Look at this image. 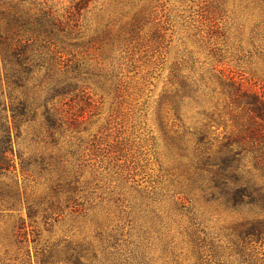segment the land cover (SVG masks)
<instances>
[{"label":"rangeland","instance_id":"374dc122","mask_svg":"<svg viewBox=\"0 0 264 264\" xmlns=\"http://www.w3.org/2000/svg\"><path fill=\"white\" fill-rule=\"evenodd\" d=\"M117 1L93 0L83 13L85 47L75 55L90 67L55 101V123L14 119L2 81L0 141L10 133L11 153L8 170L0 167L1 249L11 243L18 259L37 264L38 234L43 249L67 246L60 264H264V231L254 232L264 227V208L212 184L187 142L207 123L216 153L235 130L223 102L209 96L197 112L185 106L182 121L160 109L180 71L196 80L214 67L232 71L264 94L263 0H157L106 67L102 45L118 41L125 23ZM106 28L109 36L89 43ZM19 217L29 239L22 250L14 243Z\"/></svg>","mask_w":264,"mask_h":264},{"label":"trees","instance_id":"16d2710c","mask_svg":"<svg viewBox=\"0 0 264 264\" xmlns=\"http://www.w3.org/2000/svg\"><path fill=\"white\" fill-rule=\"evenodd\" d=\"M156 1H117L120 7L116 11H119V17L125 23L118 41H107V44L102 45L108 55L102 65L113 66L112 56L123 48L128 38L140 33L143 22L151 17ZM92 2L69 0L70 5L60 8L55 0H0V69L4 73V78L0 76V98L5 93L2 86V81H5L10 108L16 114L14 119L33 114L34 117L40 115L56 122L60 114L55 101L68 95L73 83L80 80V73L90 67L87 61L77 60L75 54L85 47L82 41L83 13ZM106 29L96 31L97 35L89 43L109 36L110 29ZM64 56L71 59L64 60ZM218 64H222V61H218ZM180 73L165 90L160 101L161 111L171 113L182 121L185 106L197 112L200 102L209 96L223 102L235 130L230 136L224 135L225 141L216 153L211 150L207 123L203 126L204 131L193 133L187 142L197 147L194 160L204 163L207 169L202 170L212 177V184L214 181L216 187L225 189L232 200L239 199L244 205L249 203L264 208V94L248 88L241 76L238 77L232 71L226 74L217 70V67L211 70L208 77L201 76L200 80L194 79L192 75L183 77ZM205 112L202 110L197 114L205 115ZM1 138L0 154L3 161L0 159V167L1 170H8L10 165L7 156L11 149L6 144L11 142L10 133H3ZM23 172L27 170L23 168ZM246 199L249 201L246 202ZM263 212L264 209L259 214ZM38 216L36 213L29 215L34 229L38 224ZM18 219V238L17 242H13L22 250V244L29 240L24 231L27 222L20 217ZM263 231L262 226L254 228V232ZM33 242L39 250L37 264L68 262L67 246H46L43 249L46 244H40L38 234ZM1 248L0 244V264H33L30 258L18 259L13 254L11 243Z\"/></svg>","mask_w":264,"mask_h":264}]
</instances>
